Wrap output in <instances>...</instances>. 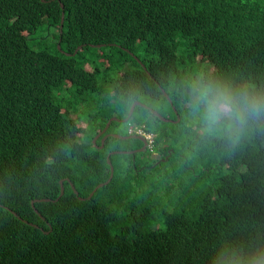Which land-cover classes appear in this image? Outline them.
I'll use <instances>...</instances> for the list:
<instances>
[{"label":"trees","instance_id":"trees-1","mask_svg":"<svg viewBox=\"0 0 264 264\" xmlns=\"http://www.w3.org/2000/svg\"><path fill=\"white\" fill-rule=\"evenodd\" d=\"M209 67L264 81V0H0V264H211L264 229V143L228 156L185 126L182 85ZM133 94L169 120L137 105L109 131L151 144L96 148Z\"/></svg>","mask_w":264,"mask_h":264},{"label":"clouds","instance_id":"clouds-1","mask_svg":"<svg viewBox=\"0 0 264 264\" xmlns=\"http://www.w3.org/2000/svg\"><path fill=\"white\" fill-rule=\"evenodd\" d=\"M138 98L130 95L129 102ZM180 98L186 110L185 126L198 145L218 147L233 156L264 143V81L227 76L209 67L183 83ZM210 262L264 264V229H240L222 239Z\"/></svg>","mask_w":264,"mask_h":264},{"label":"water","instance_id":"water-1","mask_svg":"<svg viewBox=\"0 0 264 264\" xmlns=\"http://www.w3.org/2000/svg\"><path fill=\"white\" fill-rule=\"evenodd\" d=\"M43 1H45V0H43ZM62 7L64 8V5L62 4ZM63 22H64V13H63V16H62V25H61V29H62V27H63ZM137 105H141V106H144V107H147V108H149V109H151V111L156 115V116H158L159 118H161L162 120H165V121H168L169 119H167L166 117H164L161 113H159L157 110H155V109H153V108H151V107H149V106H147V105H145L144 103H142V102H140V101H135L133 104H132V106H131V109H130V112H129V114H128V116L127 117H125V118H123V119H121V118H119V117H111L110 119H109V121H108V123H107V125L105 126V128H104V130L99 134V135H97L95 138H94V140H93V142L94 143H96V141H97V139L99 138V136L102 134V133H104L109 127H110V124H111V122L112 121H123V122H127L129 119H130V117L133 115V113H134V110H135V108H136V106ZM178 120H180V117L178 116ZM113 136H115V137H119V138H126V137H128V138H131V137H133V138H139V139H141L143 142H144V146L142 147V148H140V149H137V150H134V151H123V152H125V153H135L136 151H143V150H145V148H147V146L149 145V142H148V137H145L144 135H142V134H134V135H130V136H123V135H120V134H113ZM107 135L102 139V145H101V148H103L104 147V143H105V140L107 139ZM116 152V151H115ZM115 152H113V153H115ZM112 155V153H110L109 155H108V163L110 164V167H111V174H110V178L105 182V183H100L99 185H97V187L95 188V190H97L99 187H101V186H103L104 184H106V183H109L110 182V180L112 179V177L114 176V166H113V164H112V162H111V159H110V156ZM71 186H72V188H73V190L78 194V191L76 190V188H75V186H74V184L73 183H71ZM61 195H63V193H64V185H63V180L61 181ZM93 194H94V192H91V194L88 196V198H91L92 196H93ZM80 199H84L83 197H79ZM47 200V199H46ZM34 203H35V201H33L32 202V204H33V206H34Z\"/></svg>","mask_w":264,"mask_h":264},{"label":"rangeland","instance_id":"rangeland-1","mask_svg":"<svg viewBox=\"0 0 264 264\" xmlns=\"http://www.w3.org/2000/svg\"><path fill=\"white\" fill-rule=\"evenodd\" d=\"M47 28H48V25L47 24H45V25H43V27H41V28H39V30L34 34V36L32 37V39H35L37 42H39V43H41L42 45L41 46H38V45H36V47H39V48H42V47H45V46H47V48L49 49V51L50 52H52V53H55V48H56V45H54V43L53 42H51V41H49V36H53V35H55V31H53L52 29H50V32L48 33L47 32ZM56 36V35H55ZM53 38V37H52ZM152 107V106H151ZM72 108H74V107H72ZM152 108H154V107H152ZM74 110V109H73ZM77 112H79V114H80V119H79V123H80V125H82L83 126V121L85 122V123H88V120H87V117H86V108L84 107V106H80L79 108H78V111ZM89 112V111H88ZM89 113H92V112H89ZM104 119L103 118H98V119H96V120H90L89 119V123H90V129H91V131L94 129V127L96 126V125H98V123H101L102 121H103ZM108 123V122H107ZM119 126V127H118ZM116 127L117 128H114V130H112L111 132H114V134L116 133V134H118V132H121V131H123L125 128L124 127H126L124 124H121V125H119V124H117L116 125ZM130 130V129H129ZM133 131V129H131V132ZM130 132V133H131ZM137 133H144L142 130H138V132ZM120 134V133H119ZM131 135H134L133 133L131 134ZM149 137V142H150V144H151V142H152V138H153V135H149L148 136ZM158 155L155 153L154 154V157H157ZM99 185V184H98ZM97 187V186H96Z\"/></svg>","mask_w":264,"mask_h":264},{"label":"flooded vegetation","instance_id":"flooded-vegetation-1","mask_svg":"<svg viewBox=\"0 0 264 264\" xmlns=\"http://www.w3.org/2000/svg\"><path fill=\"white\" fill-rule=\"evenodd\" d=\"M105 128V127H104ZM104 128H102V129H99V130H97V132H96V134H95V136H94V138L97 136V135H99L103 130H104ZM131 131L129 130V134H127V135H124V134H120V135H123V136H130L132 133L133 134H136V133H134V132H131ZM113 134H114V132H110L109 131V128L104 132V133H102L100 136H99V138L97 139V141H96V143H94V146L96 147V148H101V145H102V139L107 135L108 137L109 136H113ZM116 134V133H115ZM119 134V133H118ZM94 138H93V140H94ZM132 138V137H131ZM98 140L101 142L100 144L98 143ZM104 146H105V143H104ZM135 150H137V149H135ZM127 151V150H126ZM130 151H134V150H130ZM113 152H115V151H112V152H110V153H113ZM109 153V154H110ZM108 154V155H109Z\"/></svg>","mask_w":264,"mask_h":264}]
</instances>
